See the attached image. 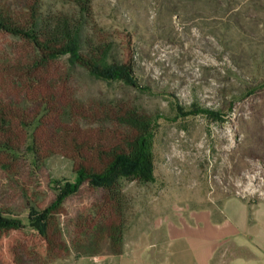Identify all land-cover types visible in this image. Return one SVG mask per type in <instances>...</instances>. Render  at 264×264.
Wrapping results in <instances>:
<instances>
[{
  "label": "rangeland",
  "instance_id": "rangeland-1",
  "mask_svg": "<svg viewBox=\"0 0 264 264\" xmlns=\"http://www.w3.org/2000/svg\"><path fill=\"white\" fill-rule=\"evenodd\" d=\"M91 1L88 16L76 0H44L42 12L80 18L75 51L108 44L100 63L107 69L121 64L131 41L129 78L89 73L74 52L61 60L81 103L123 102L154 116V181H123L129 201L123 252L169 223L218 217L233 199L247 204L251 217L264 218V0ZM9 52L0 42V58ZM63 119L68 121L67 113ZM31 146L29 138L27 158L33 162ZM44 167L53 188L72 186L78 178L72 162L60 155L50 156ZM11 182L0 165V210L25 232H38L40 216ZM91 196L83 186L65 203L68 216L60 218V229L69 245L68 217ZM111 257L71 251L46 264H111Z\"/></svg>",
  "mask_w": 264,
  "mask_h": 264
},
{
  "label": "trees",
  "instance_id": "trees-1",
  "mask_svg": "<svg viewBox=\"0 0 264 264\" xmlns=\"http://www.w3.org/2000/svg\"><path fill=\"white\" fill-rule=\"evenodd\" d=\"M44 0H0V42L10 52L0 58V165L12 177L14 193L27 197L42 227L27 233L0 210V264H46L80 256L123 253L129 201L123 181H154L151 151L154 116L123 102L86 105L75 94L61 61L73 53L89 73L116 79L134 70L131 41L118 66L100 65L108 44L75 51L82 21L64 14H43ZM85 16L91 0H76ZM65 113L68 121L63 119ZM213 119L218 115L204 110ZM31 138L33 162L27 158ZM60 155L73 164L75 184L53 188L45 161ZM83 186L91 198L80 200L68 217L70 245L60 218L65 203Z\"/></svg>",
  "mask_w": 264,
  "mask_h": 264
},
{
  "label": "crops",
  "instance_id": "crops-1",
  "mask_svg": "<svg viewBox=\"0 0 264 264\" xmlns=\"http://www.w3.org/2000/svg\"><path fill=\"white\" fill-rule=\"evenodd\" d=\"M161 229L111 264H264V218L251 217L241 200H229L218 217L196 215Z\"/></svg>",
  "mask_w": 264,
  "mask_h": 264
}]
</instances>
